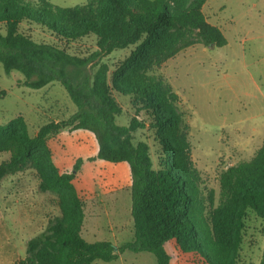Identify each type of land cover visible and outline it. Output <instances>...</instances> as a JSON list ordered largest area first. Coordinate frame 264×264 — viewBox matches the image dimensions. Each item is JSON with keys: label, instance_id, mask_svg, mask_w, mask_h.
<instances>
[{"label": "trees", "instance_id": "obj_1", "mask_svg": "<svg viewBox=\"0 0 264 264\" xmlns=\"http://www.w3.org/2000/svg\"><path fill=\"white\" fill-rule=\"evenodd\" d=\"M208 0H87L60 7L48 0H0V63L17 71L24 86L39 90L59 82L77 111L68 120L50 122L31 137L23 117L0 125V183L29 166L36 170L41 193L58 197L60 215L26 244L19 264H94L113 262L121 253L149 252L157 264H171L165 244L197 254L205 264H237L244 218L252 210L264 220V143L247 162L227 168L220 177L222 201L206 215L201 176L191 159L188 126L179 96L162 77L149 75L182 50L228 44L223 31L204 13ZM45 27L59 38L97 37V50L79 58L53 44L38 43L22 33L23 23ZM136 50L111 74L103 59L117 50ZM99 60V61H98ZM94 73L86 71L93 63ZM71 69L69 72L68 69ZM113 93L130 97L137 114L128 126L117 124L123 108ZM149 128L161 146L158 169L149 145L134 133ZM62 130L92 133L99 150L89 161L127 163L131 173V216L135 240L117 247L82 236L86 214L74 184L83 159L73 171L60 173L48 139ZM260 264H264V250Z\"/></svg>", "mask_w": 264, "mask_h": 264}, {"label": "rangeland", "instance_id": "obj_2", "mask_svg": "<svg viewBox=\"0 0 264 264\" xmlns=\"http://www.w3.org/2000/svg\"><path fill=\"white\" fill-rule=\"evenodd\" d=\"M60 7L83 5L87 0H48ZM204 13L218 26L228 44L221 48L202 45L182 50L149 75L162 77L179 96V109L188 126L191 159L201 176L206 215L222 201L221 174L229 167L250 161L264 143V0H208ZM20 31L38 43H47L69 54L87 58L97 50V37L79 40L59 38L45 27L23 23ZM131 46L103 59L111 74L136 50ZM99 61V60H98ZM91 63L86 71L94 73ZM70 72L71 69L69 68ZM123 108L117 124L128 126L137 114L132 99L113 93ZM77 111L66 90L53 82L39 90L24 86L17 71L7 74L0 63V125L23 117L31 137L50 122L68 120ZM135 142L150 147L154 168L159 167L161 146L149 128L134 134ZM49 144L61 171H73L83 159L74 184L83 202L82 236L88 242L109 241L117 247L135 240L131 216V173L127 163L89 161L98 144L88 131L62 130ZM10 153H0V163ZM36 170L6 177L0 183V264H19L26 257L27 242L44 232L50 220L60 215L58 197L41 193ZM171 264H205L197 254L180 252L173 242L165 244ZM264 250V220L246 211L243 240L237 264H260ZM94 264H157L149 252L125 251L113 262Z\"/></svg>", "mask_w": 264, "mask_h": 264}, {"label": "crops", "instance_id": "obj_3", "mask_svg": "<svg viewBox=\"0 0 264 264\" xmlns=\"http://www.w3.org/2000/svg\"><path fill=\"white\" fill-rule=\"evenodd\" d=\"M77 131H83V130H77ZM73 132H76V131H73ZM92 134V133H91ZM93 135V134H92ZM94 136V135H93ZM95 138V137H94ZM97 141V140H96ZM98 144V143H97ZM48 146H49V148L51 149V151H52V154H53V161H54V163H55V165H56V167L58 168V170H59V172L60 173H65V172H71V171H61L60 169H59V167H58V164H57V162H56V158H55V153H54V151H53V149L51 148V146H50V144H49V141H48ZM98 150H99V146H98V148H97V152H96V155H97V153H98ZM95 155V156H96ZM73 182H76L75 181V179H74V181ZM76 186V185H75ZM173 243L176 245V243L173 241ZM177 246V245H176ZM178 248V247H177ZM178 250L181 252V250L178 248ZM183 253V252H182ZM185 254V253H184Z\"/></svg>", "mask_w": 264, "mask_h": 264}]
</instances>
